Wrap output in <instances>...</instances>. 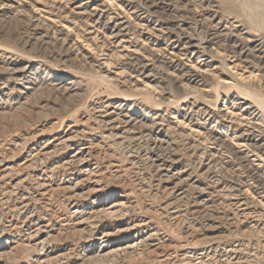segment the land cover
Wrapping results in <instances>:
<instances>
[{
  "label": "rangeland",
  "instance_id": "obj_1",
  "mask_svg": "<svg viewBox=\"0 0 264 264\" xmlns=\"http://www.w3.org/2000/svg\"><path fill=\"white\" fill-rule=\"evenodd\" d=\"M0 264H264V0H0Z\"/></svg>",
  "mask_w": 264,
  "mask_h": 264
},
{
  "label": "bare ground",
  "instance_id": "obj_2",
  "mask_svg": "<svg viewBox=\"0 0 264 264\" xmlns=\"http://www.w3.org/2000/svg\"><path fill=\"white\" fill-rule=\"evenodd\" d=\"M214 30V29H213ZM253 49V48H252ZM259 55V54H258ZM101 109V108H100ZM101 113V112H100ZM108 122V121H107ZM106 122V123H107ZM110 122V121H109ZM120 128V127H119ZM116 136V135H115ZM120 136V135H119ZM119 138V137H118ZM134 138H136V137H134ZM122 140V139H121ZM160 140V139H159ZM79 152V151H78ZM79 162V161H78ZM115 204V203H114ZM113 206V205H112ZM112 208V207H111ZM106 210V209H105ZM110 213H111V211H110Z\"/></svg>",
  "mask_w": 264,
  "mask_h": 264
}]
</instances>
